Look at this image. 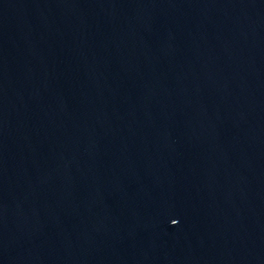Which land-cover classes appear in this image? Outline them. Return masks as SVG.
<instances>
[{"label":"water","instance_id":"1","mask_svg":"<svg viewBox=\"0 0 264 264\" xmlns=\"http://www.w3.org/2000/svg\"><path fill=\"white\" fill-rule=\"evenodd\" d=\"M0 264H264V0H0Z\"/></svg>","mask_w":264,"mask_h":264}]
</instances>
